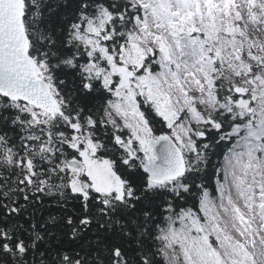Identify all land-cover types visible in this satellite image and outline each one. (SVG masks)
Returning a JSON list of instances; mask_svg holds the SVG:
<instances>
[{
    "label": "snow or ice",
    "instance_id": "obj_1",
    "mask_svg": "<svg viewBox=\"0 0 264 264\" xmlns=\"http://www.w3.org/2000/svg\"><path fill=\"white\" fill-rule=\"evenodd\" d=\"M0 264H264V0H0Z\"/></svg>",
    "mask_w": 264,
    "mask_h": 264
},
{
    "label": "trees",
    "instance_id": "obj_2",
    "mask_svg": "<svg viewBox=\"0 0 264 264\" xmlns=\"http://www.w3.org/2000/svg\"><path fill=\"white\" fill-rule=\"evenodd\" d=\"M219 158H221V157H214L213 158L214 163L217 162Z\"/></svg>",
    "mask_w": 264,
    "mask_h": 264
}]
</instances>
